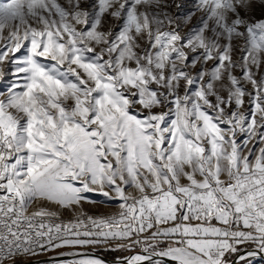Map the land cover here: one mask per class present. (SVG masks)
Here are the masks:
<instances>
[{"label": "snow or ice", "instance_id": "obj_1", "mask_svg": "<svg viewBox=\"0 0 264 264\" xmlns=\"http://www.w3.org/2000/svg\"><path fill=\"white\" fill-rule=\"evenodd\" d=\"M0 264H264V0H0Z\"/></svg>", "mask_w": 264, "mask_h": 264}, {"label": "trees", "instance_id": "obj_2", "mask_svg": "<svg viewBox=\"0 0 264 264\" xmlns=\"http://www.w3.org/2000/svg\"><path fill=\"white\" fill-rule=\"evenodd\" d=\"M112 257L110 256L109 259H111Z\"/></svg>", "mask_w": 264, "mask_h": 264}]
</instances>
